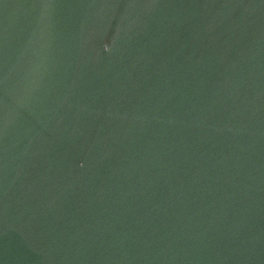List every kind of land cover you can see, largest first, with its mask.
I'll list each match as a JSON object with an SVG mask.
<instances>
[{"label": "water", "instance_id": "95a60500", "mask_svg": "<svg viewBox=\"0 0 264 264\" xmlns=\"http://www.w3.org/2000/svg\"><path fill=\"white\" fill-rule=\"evenodd\" d=\"M0 264H264V0H0Z\"/></svg>", "mask_w": 264, "mask_h": 264}]
</instances>
